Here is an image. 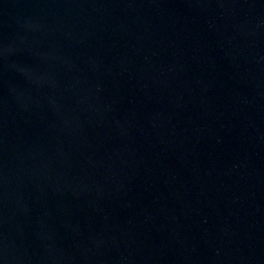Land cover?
Wrapping results in <instances>:
<instances>
[{
	"label": "water",
	"instance_id": "obj_1",
	"mask_svg": "<svg viewBox=\"0 0 264 264\" xmlns=\"http://www.w3.org/2000/svg\"><path fill=\"white\" fill-rule=\"evenodd\" d=\"M0 264H264V0H0Z\"/></svg>",
	"mask_w": 264,
	"mask_h": 264
}]
</instances>
